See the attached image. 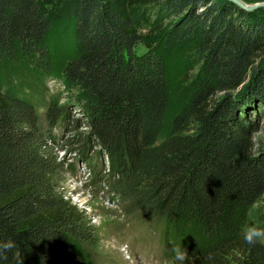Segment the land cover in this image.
I'll return each instance as SVG.
<instances>
[{
	"label": "trees",
	"instance_id": "obj_1",
	"mask_svg": "<svg viewBox=\"0 0 264 264\" xmlns=\"http://www.w3.org/2000/svg\"><path fill=\"white\" fill-rule=\"evenodd\" d=\"M45 1L0 0V63L17 75L0 81V264H91L83 245L98 236L65 191L60 123L74 132L64 147L89 164L91 150L104 156L114 191L164 220L183 264H264V243L242 234L264 223V14L229 0H75L60 78ZM147 8L160 21L150 32ZM157 32L168 47L192 44L199 65L172 116L162 58L136 53ZM50 79L69 100L49 102L46 131Z\"/></svg>",
	"mask_w": 264,
	"mask_h": 264
},
{
	"label": "rangeland",
	"instance_id": "obj_2",
	"mask_svg": "<svg viewBox=\"0 0 264 264\" xmlns=\"http://www.w3.org/2000/svg\"><path fill=\"white\" fill-rule=\"evenodd\" d=\"M241 1L248 5L264 3V0ZM42 5L52 22L48 48L57 75L61 78L63 66L74 56L72 12L75 0H47ZM257 10L264 14V8ZM156 11L152 8L143 11L142 17L147 22L149 32L160 24ZM164 42L163 32H157L146 44L140 45L136 53L141 56L152 53L162 58L170 88L169 114L172 116L185 103L190 78L199 65L192 44L168 47ZM15 72L13 66L0 63V81L7 83L17 76ZM66 91L62 80L50 79L41 92L43 104L39 107V113L44 130L51 131L46 121L47 105L53 97L62 96V101L69 100ZM71 116L73 120L81 118L78 112H72ZM51 134L57 137L54 151L67 167L64 176L67 196L88 213L97 232L96 246L83 245L91 264H174V247L171 243L172 246L167 245L164 220L154 216L150 208L144 207L134 197L120 196L114 191V176L108 174L107 159L91 150L88 154L89 164L81 155L64 147V139L73 136L74 132L61 123L52 129ZM256 209L264 214V199ZM252 225L258 226L253 219L248 226Z\"/></svg>",
	"mask_w": 264,
	"mask_h": 264
},
{
	"label": "clouds",
	"instance_id": "obj_3",
	"mask_svg": "<svg viewBox=\"0 0 264 264\" xmlns=\"http://www.w3.org/2000/svg\"><path fill=\"white\" fill-rule=\"evenodd\" d=\"M242 234L244 241L249 245H255L258 242L264 241V227H258L255 225L245 226V228L242 230ZM124 247H127V245H124ZM173 253V259L180 262V264H183V262L188 257L187 249L181 245L174 246Z\"/></svg>",
	"mask_w": 264,
	"mask_h": 264
},
{
	"label": "water",
	"instance_id": "obj_4",
	"mask_svg": "<svg viewBox=\"0 0 264 264\" xmlns=\"http://www.w3.org/2000/svg\"><path fill=\"white\" fill-rule=\"evenodd\" d=\"M229 1L235 3L236 5L241 7L242 9H245V10L250 11V12H253L259 8H264V3L255 4V5H248V4L243 3L241 0H229Z\"/></svg>",
	"mask_w": 264,
	"mask_h": 264
},
{
	"label": "bare ground",
	"instance_id": "obj_5",
	"mask_svg": "<svg viewBox=\"0 0 264 264\" xmlns=\"http://www.w3.org/2000/svg\"><path fill=\"white\" fill-rule=\"evenodd\" d=\"M140 247V246H139ZM144 248V247H143ZM151 259V258H150ZM145 260V259H144ZM152 262V261H151Z\"/></svg>",
	"mask_w": 264,
	"mask_h": 264
}]
</instances>
